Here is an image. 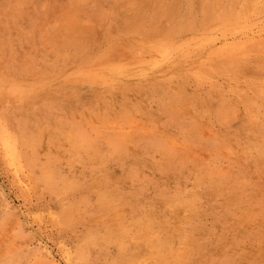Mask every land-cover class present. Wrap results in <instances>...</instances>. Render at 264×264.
Segmentation results:
<instances>
[{
  "label": "rangeland",
  "instance_id": "374dc122",
  "mask_svg": "<svg viewBox=\"0 0 264 264\" xmlns=\"http://www.w3.org/2000/svg\"><path fill=\"white\" fill-rule=\"evenodd\" d=\"M0 264H264V0H0Z\"/></svg>",
  "mask_w": 264,
  "mask_h": 264
},
{
  "label": "bare ground",
  "instance_id": "6f19581e",
  "mask_svg": "<svg viewBox=\"0 0 264 264\" xmlns=\"http://www.w3.org/2000/svg\"><path fill=\"white\" fill-rule=\"evenodd\" d=\"M188 14V13H187ZM177 18V17H176ZM171 19V18H170ZM184 20V19H183ZM173 21V20H172ZM181 21V20H180Z\"/></svg>",
  "mask_w": 264,
  "mask_h": 264
}]
</instances>
